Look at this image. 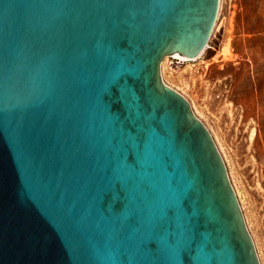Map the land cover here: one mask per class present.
I'll use <instances>...</instances> for the list:
<instances>
[{
	"label": "water",
	"instance_id": "1",
	"mask_svg": "<svg viewBox=\"0 0 264 264\" xmlns=\"http://www.w3.org/2000/svg\"><path fill=\"white\" fill-rule=\"evenodd\" d=\"M220 0H0V264H261L225 160L161 71Z\"/></svg>",
	"mask_w": 264,
	"mask_h": 264
},
{
	"label": "rangeland",
	"instance_id": "2",
	"mask_svg": "<svg viewBox=\"0 0 264 264\" xmlns=\"http://www.w3.org/2000/svg\"><path fill=\"white\" fill-rule=\"evenodd\" d=\"M161 71L212 133L264 264V0H220L202 53Z\"/></svg>",
	"mask_w": 264,
	"mask_h": 264
},
{
	"label": "bare ground",
	"instance_id": "3",
	"mask_svg": "<svg viewBox=\"0 0 264 264\" xmlns=\"http://www.w3.org/2000/svg\"><path fill=\"white\" fill-rule=\"evenodd\" d=\"M174 57H176V56H174ZM187 59H191L192 60L193 58H187Z\"/></svg>",
	"mask_w": 264,
	"mask_h": 264
}]
</instances>
